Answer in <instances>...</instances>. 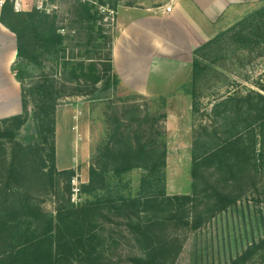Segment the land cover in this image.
Instances as JSON below:
<instances>
[{"label":"trees","instance_id":"1","mask_svg":"<svg viewBox=\"0 0 264 264\" xmlns=\"http://www.w3.org/2000/svg\"><path fill=\"white\" fill-rule=\"evenodd\" d=\"M92 2L72 1L64 34L56 14L14 13L10 3L0 11L15 36L12 71L21 89V113L0 121V264H175L186 230L206 227L247 193L264 204V85L211 104L193 130L191 192L169 196L168 98L115 96L124 88L113 71L112 37ZM223 45L251 62L264 48V3L193 51L180 91L194 113L197 86ZM73 98L90 112L104 106L105 117L76 203L74 171L55 164L56 110ZM259 213L264 227V208ZM226 264H264V235Z\"/></svg>","mask_w":264,"mask_h":264},{"label":"rangeland","instance_id":"2","mask_svg":"<svg viewBox=\"0 0 264 264\" xmlns=\"http://www.w3.org/2000/svg\"><path fill=\"white\" fill-rule=\"evenodd\" d=\"M72 1L49 0V4L56 8L55 13H51V15L56 14L62 22L60 24L62 29L59 32L63 31L65 33L66 27L63 26H67L70 21L69 10ZM89 1L92 2V0ZM108 1L114 2L113 8L110 3L105 6L98 5L96 1L92 3L96 7L99 16H102L100 24L105 34L112 38L117 31V21L124 18L125 14L146 8L153 9L168 3V0ZM211 58L216 59V62L207 65L204 77L197 86V113L192 112L193 102L191 97L180 95L177 98L174 97L168 100L169 102L174 101L176 106L180 108L175 127H166V120L163 123L167 143L166 192L169 196L186 195L191 192L190 150L193 141V130L200 122L207 121L204 115L210 111L211 104L224 97L228 92H241L244 89L256 90L254 87L256 83L264 85V48L253 54L251 62L243 58L242 52L227 45H223L222 50L213 54ZM131 95L132 93L129 91L119 89L115 96L125 99ZM84 103L86 102L82 99L73 98L62 101L58 106L69 109L68 105H78L76 107L79 110L78 114L75 112L73 116L74 128L66 130V124L64 126L62 123L65 131L70 130L72 132V146L69 144L71 141L70 136L67 137L68 134H66L59 148H64L67 156L72 154L76 163L74 171L78 168V172L74 173L81 183L80 186L87 183V167L90 165L91 148L103 137L105 118L103 115L104 106H95L93 111L90 112L88 103L89 107L80 106ZM138 104L143 106V101H138ZM155 105L159 104H151V107L154 109ZM167 109H169V106ZM167 109H164L167 114L166 118L169 112ZM133 177L136 179L138 175L134 174ZM250 193L246 194L244 201L237 203L236 207L212 220L206 227L193 232L186 230L183 233L186 242L175 264H226L251 241L264 235V227H262L259 213L261 208H264V204L257 201L255 194ZM78 201L79 196L76 202ZM45 208L52 210L53 207L50 203H47Z\"/></svg>","mask_w":264,"mask_h":264},{"label":"crops","instance_id":"3","mask_svg":"<svg viewBox=\"0 0 264 264\" xmlns=\"http://www.w3.org/2000/svg\"><path fill=\"white\" fill-rule=\"evenodd\" d=\"M18 1L25 10L35 4V0ZM262 3L264 0H168L153 9L127 13L117 21L112 38L113 71L121 86L133 94L177 98L182 95L180 87L189 80L193 51ZM15 62V36L0 23V121L21 113V89L12 71ZM84 105L89 107L87 103L80 106ZM68 106L56 111L55 163L59 171H74L76 165L72 154L67 156L59 148L66 134L72 146V132L63 125L66 130L74 128L73 116L79 110L78 105ZM168 106L165 126L173 128L180 108L174 101Z\"/></svg>","mask_w":264,"mask_h":264},{"label":"built area","instance_id":"4","mask_svg":"<svg viewBox=\"0 0 264 264\" xmlns=\"http://www.w3.org/2000/svg\"><path fill=\"white\" fill-rule=\"evenodd\" d=\"M82 2H91L89 0H82ZM6 3H10L12 6V10L14 13H22V12H28L29 10H25V8L21 5V3L18 0H0V10L3 8V6ZM35 9L36 11L44 12L46 14L55 13V7L49 4V0H35V4L32 7V9ZM31 10V9H30ZM61 34L64 33L63 31L60 32ZM80 181L78 180V177L75 175L70 180V186L72 190V202H76L78 200V196L80 194Z\"/></svg>","mask_w":264,"mask_h":264},{"label":"water","instance_id":"5","mask_svg":"<svg viewBox=\"0 0 264 264\" xmlns=\"http://www.w3.org/2000/svg\"><path fill=\"white\" fill-rule=\"evenodd\" d=\"M32 132H34V131H33V127H32Z\"/></svg>","mask_w":264,"mask_h":264}]
</instances>
